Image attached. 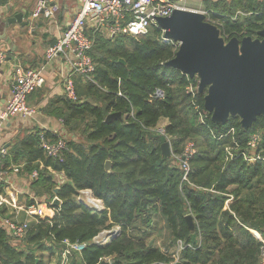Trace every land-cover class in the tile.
Masks as SVG:
<instances>
[{
  "label": "trees",
  "instance_id": "16d2710c",
  "mask_svg": "<svg viewBox=\"0 0 264 264\" xmlns=\"http://www.w3.org/2000/svg\"><path fill=\"white\" fill-rule=\"evenodd\" d=\"M203 3L214 17L223 18L220 31L227 39L255 38L264 26V0ZM237 11L252 15L226 18ZM175 53L160 27L136 38L97 36L90 52L93 81L75 75L77 99L64 96L52 102L57 106L51 114L81 140L67 141L59 161L39 146L41 132L36 131L18 140L5 159L6 163L26 159L23 172L38 171L32 183L35 196L49 201L58 197L60 205H54L52 219L30 222L22 240L28 244L25 249L13 245L0 226V264H49L55 255L61 261L66 240L86 243L69 264H100L104 259H111V264H259L263 242L253 231L264 240V160L249 164L241 153L249 152L250 135L262 131L258 152L264 158V118L259 116L248 130L238 116L222 125L213 123L208 113L203 122L187 91L194 78L167 65ZM157 89L164 92L162 98L154 96ZM196 99L205 109L199 91ZM115 112L122 119L107 122ZM162 119L168 120L164 127L168 138L156 130ZM166 141L170 157L162 150ZM190 141L196 152L189 159L186 181L173 155H182ZM230 146H238L232 159L226 151ZM108 160L110 171L105 167ZM49 167L63 172L65 182L59 185ZM81 190H91L103 208L79 200ZM187 215L194 219V231ZM155 217L167 231L163 247L148 241ZM116 226L119 231L108 243L93 242L101 231ZM179 242L183 248L175 262Z\"/></svg>",
  "mask_w": 264,
  "mask_h": 264
},
{
  "label": "built area",
  "instance_id": "2783aa9c",
  "mask_svg": "<svg viewBox=\"0 0 264 264\" xmlns=\"http://www.w3.org/2000/svg\"><path fill=\"white\" fill-rule=\"evenodd\" d=\"M186 1L187 0H79L80 9L70 22L68 28L56 43L47 48L45 52V63L47 65L59 57L64 58L68 66V72L64 79V94L66 97L76 100L74 76L80 75L86 80L93 81L95 63L90 52L94 47L97 36L106 38H115L122 35L133 38L140 37L148 33L151 27H159L158 18L168 17L172 15L175 10H192L202 13L205 15V20L207 22L216 25L220 29L223 18L214 17L213 11L206 8L198 9L189 7ZM58 10L59 6L52 3V0H38L37 6L31 14V19L34 20L39 17L47 19L52 18ZM250 15H252L251 12L244 13L242 11H237L234 15L226 16V18L236 20L243 16ZM30 30H33L32 26ZM162 31L164 37V30L162 29ZM224 38L225 40L231 39ZM167 41H171L175 50H178L180 46L179 42H174L172 40ZM6 58L5 52L0 50V65L6 61ZM44 69L45 65L38 68H31L25 67L20 62L14 63L11 77V93L5 108L0 111V135L9 119L17 116L29 119L36 114L37 110L29 105V98L42 83ZM199 83V77H194V80L187 87V91L193 96L195 108L199 112L201 120L205 122L208 111H206V109L202 110L196 99ZM119 95L122 94L119 93ZM154 96L162 98L164 92L161 89H157ZM156 130L161 135L168 138L164 127L158 126ZM233 131L234 129H231L228 133ZM262 135L263 133L259 132L251 134L247 143L249 152L241 153L249 164L264 160L260 152H258ZM223 136L224 135H220L219 138ZM39 146L49 157L62 161L64 151L67 150V140L62 134L57 135L56 139H52L45 135L44 132H41ZM237 149L238 146L226 148L230 159L234 158L233 151ZM1 152L6 153V150L3 149ZM195 152V145L190 141L187 143L182 155H173L175 163L178 164L183 172V180H188L190 172L189 159ZM48 169L54 175L59 174L62 175V177L65 176L63 172H55L50 167ZM12 171L18 174L20 169L19 167H13ZM8 174V171L0 166V210L3 207H8L16 212L13 214V217L1 216L0 226L6 230L11 241L17 245L26 236L31 222L30 220H46L52 219L55 216L56 209L54 207V199L56 197L51 201H38L34 199L33 203L21 206L15 195L9 194L8 192L5 194ZM29 176L31 181L35 180L38 177V171L34 170ZM61 180L64 179L59 178V180L56 179L55 181L60 185L62 184V182L60 183ZM83 194L86 196L87 201L83 199ZM78 198L96 209L103 208L102 201L93 197L91 190H81ZM232 199L231 196L227 200L226 205L228 202L232 201ZM21 211L24 212L30 220H19L18 214ZM118 231L119 227L117 226L112 229H104L94 237L93 242L104 245L108 243ZM253 233L263 242L259 264H264V240L258 232L253 231ZM64 245L65 249L61 252V264H69V258L73 253L81 252L86 247V243H71L67 240L64 241ZM182 248L183 243L179 242L178 251L174 255L175 262L178 261L179 252ZM104 260L110 262L111 259Z\"/></svg>",
  "mask_w": 264,
  "mask_h": 264
},
{
  "label": "water",
  "instance_id": "95a60500",
  "mask_svg": "<svg viewBox=\"0 0 264 264\" xmlns=\"http://www.w3.org/2000/svg\"><path fill=\"white\" fill-rule=\"evenodd\" d=\"M20 16L8 21L21 20ZM157 21L166 40L180 43L167 65L191 79L199 77L198 91L204 96V107L213 123L224 125L230 117L238 116L242 128L248 130L259 116L264 118V28L257 31L256 38L225 40L220 29L197 11L175 10ZM114 119L121 120L122 114L111 113L106 121ZM162 150L171 156L169 141L162 144ZM105 167L110 171L111 161ZM54 205H60L58 197ZM186 219L194 231L192 215ZM100 264L111 263L103 260Z\"/></svg>",
  "mask_w": 264,
  "mask_h": 264
},
{
  "label": "crops",
  "instance_id": "0c3cea01",
  "mask_svg": "<svg viewBox=\"0 0 264 264\" xmlns=\"http://www.w3.org/2000/svg\"><path fill=\"white\" fill-rule=\"evenodd\" d=\"M194 1H198L200 5L198 7L188 6L198 9L205 8L204 0ZM37 3L38 0H0V50L4 51L7 56L6 61L0 65V111L5 108L11 93L14 63L20 62L25 67L31 68L45 65L43 81L29 98V105L37 110L36 114L29 119L19 116L9 119L0 135V166L9 173L5 194L8 192L15 195L21 206L28 205L32 199L42 197L35 196L32 189L34 180H30V173L23 172L26 159L17 162H5L10 148L18 140L36 131L49 132L55 135L62 134L66 137L69 134L77 136L64 125L62 119L51 114L53 107L57 106V103H52L53 100L55 102V98L65 96L64 79L68 72V66L63 57H59L46 65L45 52L48 47L58 41L68 28L80 9V2L79 0H52V3L59 6L56 14L49 19L39 17L32 20L31 14ZM17 15H21V20L16 19L13 23L8 21L15 19ZM31 26L33 27L32 31L30 30ZM167 124L168 120L162 119L159 126L165 127ZM3 149L6 150V153L1 152ZM13 167H19L18 174L12 171ZM40 167H43L42 163ZM59 178L66 180L65 176L54 175L55 180H59ZM1 211L4 213L0 214V218L1 216L13 217L16 212L8 207H3ZM21 215L22 218L27 216L21 211L18 214L19 220H21ZM12 244L15 245L13 242ZM54 259H57L54 264H61L59 255H56ZM50 264H53V259Z\"/></svg>",
  "mask_w": 264,
  "mask_h": 264
},
{
  "label": "rangeland",
  "instance_id": "374dc122",
  "mask_svg": "<svg viewBox=\"0 0 264 264\" xmlns=\"http://www.w3.org/2000/svg\"><path fill=\"white\" fill-rule=\"evenodd\" d=\"M186 3L189 6H196V7H198L200 5V3L198 1H194V0H188V1H186ZM258 132L259 133H262V131H257L255 133H258ZM65 138H66L67 141H70V140L80 141L81 140V137H80L79 134H77V136L72 135V134H69L67 137L65 136ZM61 182L64 183L65 180H61L60 183ZM82 197H83V199H85V201H87L86 200V196L84 194L82 195ZM36 200H38V201H40V200H42V201H49L48 197H46V196H44V197H42L40 199H37L36 198ZM22 215L20 216V219L21 220H25V219L30 220L27 216L24 217V218H22ZM30 221L32 222V220H30ZM153 223H154L155 228L152 230V232H151V234L149 236L148 241L153 240L154 241V244L156 246L163 247V242L166 240V237H167V231L165 229L164 223H163L162 220L159 219V217H155V220H154ZM18 244L19 245L22 244L21 246L23 247V249H25L27 247V245H28L26 243H22V241H20ZM174 251H175V249L174 248H171L170 253H173ZM176 253H177V251L175 252V254ZM54 258H56V255L53 258H51L50 260H48V263L50 264V262H51L52 259H53V264L56 263V260L57 259L55 260Z\"/></svg>",
  "mask_w": 264,
  "mask_h": 264
},
{
  "label": "flooded vegetation",
  "instance_id": "af4514ba",
  "mask_svg": "<svg viewBox=\"0 0 264 264\" xmlns=\"http://www.w3.org/2000/svg\"><path fill=\"white\" fill-rule=\"evenodd\" d=\"M256 37H257V35H256ZM256 37H255V38H256Z\"/></svg>",
  "mask_w": 264,
  "mask_h": 264
}]
</instances>
